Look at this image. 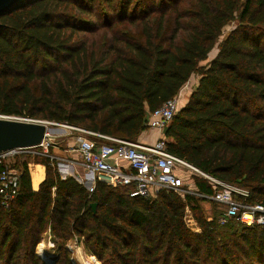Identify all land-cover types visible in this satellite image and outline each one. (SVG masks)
Masks as SVG:
<instances>
[{
    "label": "trees",
    "instance_id": "obj_1",
    "mask_svg": "<svg viewBox=\"0 0 264 264\" xmlns=\"http://www.w3.org/2000/svg\"><path fill=\"white\" fill-rule=\"evenodd\" d=\"M135 26L139 34L127 29ZM194 75L166 130L169 152L264 205V0H23L0 14L3 116L136 142ZM40 163L47 175L37 191L28 161L10 164L20 189L8 209L0 196V264H45L36 249L47 233L53 264H73V237L103 264H264V228L223 231L202 197L131 198L103 183L90 193L62 179L56 160ZM196 181L200 195L214 194ZM187 209L201 233L188 227Z\"/></svg>",
    "mask_w": 264,
    "mask_h": 264
},
{
    "label": "built area",
    "instance_id": "obj_2",
    "mask_svg": "<svg viewBox=\"0 0 264 264\" xmlns=\"http://www.w3.org/2000/svg\"><path fill=\"white\" fill-rule=\"evenodd\" d=\"M178 109V99L167 101L150 114L148 127L163 131L171 124ZM69 127L81 133L76 139V151L84 168L96 174L97 180L106 182L113 188H123L131 198L156 196L161 190L189 193L185 189L184 178L179 174L180 171H187L204 178L215 189L212 196L199 197L209 199L221 208L217 217L219 226L236 223L249 228H264V205L248 203L251 199L249 189L214 178L171 154L165 140H158L153 145H142ZM89 136H96L111 143L98 145L89 139ZM40 147L47 149L49 144L44 142ZM19 151L0 154V164L3 165L0 173V196L5 209L9 208L20 189V174L11 168L9 163V159ZM117 161L125 162L127 167H122ZM94 190L95 186H90V193Z\"/></svg>",
    "mask_w": 264,
    "mask_h": 264
},
{
    "label": "crops",
    "instance_id": "obj_3",
    "mask_svg": "<svg viewBox=\"0 0 264 264\" xmlns=\"http://www.w3.org/2000/svg\"><path fill=\"white\" fill-rule=\"evenodd\" d=\"M188 85H191V84H188ZM192 87L194 88V85ZM190 94H191V92H190ZM190 94L184 96L186 98L184 100L182 99V101L180 102V108H183L187 104ZM167 128L164 129L163 131H159V130H152L151 128L148 127L146 129V131H144L143 133H141L139 135V137L135 143L142 144V145H153L158 140H165L167 142V144L171 143V138H168L166 135ZM91 137L94 138L96 136H91ZM95 140L99 143L98 144L96 142L98 145L103 144V143H109V142H106L107 140L105 141V139H101L98 137H96ZM76 144H77V142L75 140V146H74L75 148H73L71 146V144L65 145L62 143L58 147H57V145H54L52 147L49 146V148L44 149V151L42 153H37L38 155L35 156L33 160L32 159L31 160L26 159L28 161V169H29L30 176H31V186H32V189L34 191H37L39 189L41 183L44 182L46 179V175H47L46 166L40 163L41 160L43 158H45V156L51 158L52 160L57 161L58 171H59V174H60L62 179L74 178L80 184L84 185L85 187H89V186H93V185H95V187H96L97 183H103V184L108 185L106 182L97 180L96 174L88 172L84 168V166L82 164V160L76 151ZM65 147H67V148H65ZM37 148H42V147H37ZM14 157L11 159V161L14 159ZM11 161H9L10 164H11ZM117 163L124 168L127 167V164L125 162L117 161ZM15 171H17V170H15ZM40 173L42 174V178L40 180H37L36 176ZM179 174L184 178V180L186 182L185 189L189 192V193H187V192L181 193L180 195L181 196L194 195V196L199 197L200 194H199V190L197 187V181L196 180L199 179V180H202V181L208 183L207 180H205L204 178L198 177L197 175L192 174L191 172H187V171H180ZM96 181H97V183L94 184ZM152 197H155V196H152ZM203 199H205V200L201 204V209H202L204 215L206 216L207 220L212 221L215 218V216H218L220 214L219 211L221 208H219V206L215 202H213L209 199H206V198H203ZM213 205L217 209L216 214H214V212L212 210ZM189 214L193 216L192 212L189 209H187L185 220H186L187 215H189ZM192 220L195 223V227H196L195 231L194 230L193 231L195 233H201V229L198 226L195 218ZM231 224H236V223H231ZM188 227L192 230V228L189 225H188Z\"/></svg>",
    "mask_w": 264,
    "mask_h": 264
},
{
    "label": "rangeland",
    "instance_id": "obj_4",
    "mask_svg": "<svg viewBox=\"0 0 264 264\" xmlns=\"http://www.w3.org/2000/svg\"><path fill=\"white\" fill-rule=\"evenodd\" d=\"M118 4V2H117ZM187 5H182L181 7H186ZM115 16L118 18L119 17V13L115 12L114 13ZM156 16V15H155ZM166 17H170L171 18V28H173L172 21L173 23L175 22V19L177 17V15L173 12V13H168L166 15ZM120 20V19H119ZM154 20V19H153ZM152 20V21H153ZM151 21V22H152ZM126 25V24H125ZM125 25L123 26H118V30L111 32L110 34L113 35V33H122L123 31H125ZM138 26L135 27H131L128 28V30H130V32L134 33V34H139L138 33ZM231 28H227L226 32L230 31ZM95 40H99L98 38H95ZM218 53V50H214L213 53L210 55L211 58H213L214 56H216V54ZM199 81V78L197 75H194L191 79V81L189 82V84L191 85H186L184 87V89L179 93V95L175 98L176 100L178 99L179 101V108H180V102L182 101V99L184 100L186 97V95L190 94V92H192L193 89V85L194 88L196 87L197 83ZM51 123V122H48ZM55 124V123H54ZM50 127V131H51V136H54L55 139L53 141V144H56L57 147L59 145L62 144H71V146L73 148H75V140L77 139V137L79 135H81L80 132L74 131L72 130L69 125H65V124H55V125H49ZM76 137V138H75ZM89 139H91L92 141H94L95 143L97 142L95 139L96 137H91L89 136ZM106 141V140H105ZM104 141V142H105ZM67 142V143H66ZM111 143L110 141H106ZM98 143V142H97ZM49 144V143H47ZM99 144V143H98ZM51 144H49V146H51ZM49 148V147H48ZM67 148V147H65ZM44 151V148H31V149H22L19 151V153L14 157V159L11 161V158L9 159V161H11V165L13 167V165L17 162V160H21L24 161L26 159H34L35 156H37V153H42ZM21 152V153H20ZM39 160V159H38ZM19 173V172H18ZM97 181L94 183L96 184ZM95 186V185H93ZM89 191V187H86ZM121 192H125L126 190H124L123 188L118 189ZM90 192V191H89ZM212 210L214 212V214L217 213V209L216 207H214V205L212 206ZM220 212V211H219ZM194 217L192 215H187L186 217V223L187 225H189L192 230L195 231V223L193 222ZM233 227L234 229H236L238 227V224H231L229 226H225L222 227L221 230H227V228ZM230 231V230H229ZM40 246H43L42 252L40 251ZM67 249L69 250V252L71 253V260L73 262V264H103L99 258H97L96 256L90 254L84 247L83 244V239H79L78 237H73L67 244ZM57 247H56V241L53 239L52 235H50V233H47L43 236L41 243L37 246L36 252L37 254L40 256V258L44 261L45 264H53L55 262V258L57 257Z\"/></svg>",
    "mask_w": 264,
    "mask_h": 264
},
{
    "label": "water",
    "instance_id": "obj_5",
    "mask_svg": "<svg viewBox=\"0 0 264 264\" xmlns=\"http://www.w3.org/2000/svg\"><path fill=\"white\" fill-rule=\"evenodd\" d=\"M23 0H0V14L13 8ZM48 123L0 115V154L13 150L37 148L44 142L53 144ZM95 209V205H93Z\"/></svg>",
    "mask_w": 264,
    "mask_h": 264
},
{
    "label": "bare ground",
    "instance_id": "obj_6",
    "mask_svg": "<svg viewBox=\"0 0 264 264\" xmlns=\"http://www.w3.org/2000/svg\"><path fill=\"white\" fill-rule=\"evenodd\" d=\"M40 248H41L40 251L42 252L43 246H40Z\"/></svg>",
    "mask_w": 264,
    "mask_h": 264
}]
</instances>
